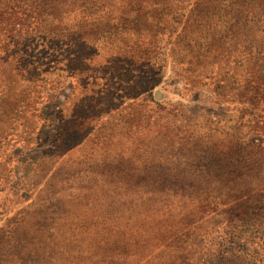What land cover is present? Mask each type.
I'll use <instances>...</instances> for the list:
<instances>
[{"label":"rangeland","instance_id":"1","mask_svg":"<svg viewBox=\"0 0 264 264\" xmlns=\"http://www.w3.org/2000/svg\"><path fill=\"white\" fill-rule=\"evenodd\" d=\"M239 2L226 8L225 0H167L176 30L157 37L164 61L156 63L163 68L130 58L129 50L141 56L152 39L119 0H93L89 12L80 7L54 16L32 12L26 1L18 13L0 16V238L11 231L21 237L18 228L31 223L29 213L51 206L43 199L47 182L68 176L59 189L67 200L59 237L81 247L72 260L91 264L87 250L94 241L107 243L113 227L132 236L134 247L133 220L101 216L72 195L96 192L93 178L136 156L149 127L177 120V126L201 125L213 140L264 146V17L253 27L251 15V25L242 26ZM224 8L227 13H217ZM217 14L227 23L216 35L191 33L202 15L211 23ZM3 206L10 211L4 214ZM252 215L237 244L207 239L201 248L209 255L232 249L251 264H264V207ZM227 220L209 229L223 230ZM152 252L143 251L146 264H180L178 250L173 258Z\"/></svg>","mask_w":264,"mask_h":264},{"label":"trees","instance_id":"2","mask_svg":"<svg viewBox=\"0 0 264 264\" xmlns=\"http://www.w3.org/2000/svg\"><path fill=\"white\" fill-rule=\"evenodd\" d=\"M26 1H31L32 12L54 16L61 12L71 14L80 7L83 12H89L88 3L93 0H0V16L14 9L18 13L17 7ZM119 1L136 14L132 22L152 39L151 46L139 52L141 56L134 49L129 50L130 58H139L146 67L163 68L156 63L164 61L156 52L160 50L156 45L160 42L157 37L168 29L176 30V18L168 15L167 0ZM231 1L225 0L229 4L226 8ZM243 2H239V24L251 25L249 18L252 15L256 18L253 27H257L264 17V0ZM226 8L218 9L217 13H227ZM218 14L213 15L211 23L206 20L207 15H202L191 33L199 36L207 31L211 36L216 35L221 24L227 23ZM176 121L172 125L147 128L150 137L138 148L136 156L121 160L115 167H107L106 174L93 178L92 182L99 186L96 192L78 191L72 195L85 204H93L95 213L101 216L133 220L134 247L130 245L132 236L117 227L109 228L108 242L94 241V249L87 250L91 259L86 262L146 264L143 251L152 250V254L162 251L166 258H173V252L178 250L180 264H212L210 260L215 262L213 264H251L243 260V254L232 249L209 255L210 250L206 251L200 244L207 239L220 244H237L244 235L240 229L253 222L255 210L264 207V146L241 138L228 143L213 140L201 125L177 126ZM69 180L68 176L63 180L53 176L47 182L43 199L45 203L51 202V206L33 209L29 213L31 223L20 224L18 228H22L21 237L12 231L9 236L1 235L0 264H78L75 258H71L73 252L81 253L77 241L59 237L62 232L60 220L66 214L67 203L59 189ZM23 184L14 186L17 194ZM3 209L6 210L4 214L10 211L6 206ZM224 217L229 218L225 229L222 230L223 226L209 229L211 224L217 225ZM40 220L48 222L47 226H37ZM153 264L176 262L170 259L166 263Z\"/></svg>","mask_w":264,"mask_h":264}]
</instances>
